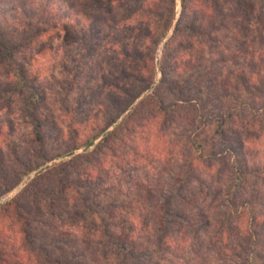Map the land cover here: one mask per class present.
Listing matches in <instances>:
<instances>
[{"label":"trees","instance_id":"16d2710c","mask_svg":"<svg viewBox=\"0 0 264 264\" xmlns=\"http://www.w3.org/2000/svg\"><path fill=\"white\" fill-rule=\"evenodd\" d=\"M176 3L5 1L2 24L18 39L12 42L0 29V109L20 100L32 137L26 148L14 145L7 155L0 149V196L44 165L71 158L39 172L0 205V264H104L106 256L115 258L113 264H163L173 228L189 236L198 225L211 232L207 248L231 261L233 252L243 264H264V210L256 211L264 205L257 190L264 185V163L250 161L252 145L264 133V0H181L177 21ZM175 21L158 67L156 51ZM109 27L113 37L88 51L93 56L102 48L116 57L112 69L99 70L104 102L90 114H74L68 134L57 133L59 145L49 150L47 131L58 122L47 111L41 75L30 73L18 54L70 29L76 39H95ZM117 29L126 32L123 38ZM68 110L59 119L66 121ZM165 130H172L173 141H165ZM155 137L157 147L163 142L158 158L169 166L159 174L160 192L143 182L141 187L160 223L152 242L157 251L136 242L131 229L118 228L117 210L124 205L104 198L119 187L98 164L102 148L116 154L129 142L136 162L156 159L157 149L145 150L147 155L139 149ZM166 170L173 179L165 187ZM189 190L192 195L184 196Z\"/></svg>","mask_w":264,"mask_h":264},{"label":"rangeland","instance_id":"374dc122","mask_svg":"<svg viewBox=\"0 0 264 264\" xmlns=\"http://www.w3.org/2000/svg\"><path fill=\"white\" fill-rule=\"evenodd\" d=\"M5 1L0 0V9L7 6ZM182 12L181 0L176 3V21L179 19ZM174 25L170 29L166 39L156 51V64L159 67L161 57L164 51V43L173 36ZM5 28L0 18V29ZM118 30V29H117ZM8 33V39L16 41L17 35ZM120 38H123L126 33L123 29L118 30ZM116 33L113 27L106 28L101 37L93 38H80L76 39L73 35L72 29L68 30L61 37H52L47 40H39L37 45L23 49L18 54V60L26 63L25 65L30 70V73L39 72L40 82L44 85L45 92L47 93V111L54 115L57 119L56 127L54 125L47 131L48 149L57 148L59 142L57 141V133L68 134V126L73 122L74 114L79 115L90 114L94 109H97L99 103L104 102L105 96L103 95L102 88L104 84L99 77V70L102 68L112 69L116 65V57L109 51L98 48L95 55L91 56L88 51L90 44H102L101 41L106 37H113ZM128 34H131L130 32ZM126 40L129 38L126 35ZM132 44L139 43L131 40ZM142 42V41H141ZM209 50L206 57H210ZM231 65V64H230ZM4 72L0 67V77H3ZM161 78L160 69L157 70V78ZM83 102V107L81 106ZM79 106L82 110H78ZM72 108V113L66 121L59 119L62 115L68 113V109ZM79 111V112H77ZM121 121V120H120ZM264 123V121L262 122ZM0 128L5 131V136L0 137V149L4 154H10L14 145L17 147L26 148L29 146L30 138L32 137V124L25 114L23 104L20 100L16 101L10 108L0 109ZM113 129V128H112ZM110 129V130H112ZM172 130H165L167 142L173 141ZM9 133V135H8ZM161 135V134H160ZM159 138H153L150 145H146L144 140L143 144L139 145L141 153L147 155L145 150L157 149V158L141 157L137 162L135 161V153L133 144L121 145L115 148L118 151L116 154L102 148L99 154V166L101 170L110 174L106 176L110 183L115 182L118 189L112 191L111 194L105 196L107 204L111 202L124 205L122 209H118V223L119 227H125L130 230L134 239L138 243H144L149 246L151 250L157 251L155 241L156 232L159 229L160 223L157 218V213L152 206L153 203L145 202L143 197L146 194L145 189L141 187V183L150 189H154L158 193L157 183L161 181L160 173L163 169L168 168L163 158L160 157V149L163 142L157 143ZM22 149V148H21ZM91 147L88 151L81 149L76 154H85L94 150ZM250 161L254 163H264V133L261 140L252 145ZM71 156L59 158L52 163H48L24 176L20 184L14 190L0 196V205H4L14 199L24 188L39 174L45 172L48 167L54 164H59L63 161L70 160ZM90 167V166H89ZM121 167V168H120ZM80 168L84 169L85 166L81 163ZM88 168V167H86ZM165 171V170H164ZM162 173V186L173 179L172 174ZM142 183V184H143ZM259 187V186H258ZM264 197V185L257 189ZM191 190L186 191L183 195H192ZM160 192V191H159ZM179 200V199H177ZM180 201V200H179ZM129 208H126V207ZM204 209V207H202ZM264 210L263 206H257V212ZM197 208H192L191 214H196ZM174 232L171 233L167 239L169 249L163 252V264H243L239 257L234 256L232 252L230 258L224 254L220 255L217 248H207L210 230L207 227L198 225L194 232H190L189 236L179 235V228L174 227ZM80 231V230H79ZM82 234V231H80ZM196 233V234H195ZM79 235L78 241L81 240L82 235ZM186 234V232H185ZM207 241V243H206ZM230 244H233L232 242ZM233 246V245H232ZM100 253V252H99ZM96 253V256L101 254ZM237 253V252H235ZM240 253V252H239ZM159 255V259L161 254ZM242 255V253H241ZM102 259V258H101ZM104 264H113L115 258L106 256ZM264 263V262H263Z\"/></svg>","mask_w":264,"mask_h":264}]
</instances>
